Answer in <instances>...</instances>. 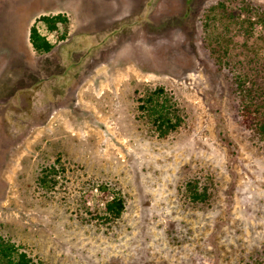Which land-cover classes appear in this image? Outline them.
Listing matches in <instances>:
<instances>
[{
  "label": "rangeland",
  "instance_id": "1",
  "mask_svg": "<svg viewBox=\"0 0 264 264\" xmlns=\"http://www.w3.org/2000/svg\"><path fill=\"white\" fill-rule=\"evenodd\" d=\"M216 1L0 0V235L43 264L264 256V138L245 125L228 70L206 43L202 15ZM59 12L71 29L57 55L74 37L66 63L92 53L65 94L50 99L41 83L64 61L56 67V55H39L29 35L32 25L44 34L40 17ZM47 38L56 43L54 32ZM158 85L184 115L165 137L138 106ZM55 163L66 174L45 190L41 168ZM192 179L208 202L190 200ZM101 183L125 200L121 217L104 218L93 188Z\"/></svg>",
  "mask_w": 264,
  "mask_h": 264
},
{
  "label": "trees",
  "instance_id": "2",
  "mask_svg": "<svg viewBox=\"0 0 264 264\" xmlns=\"http://www.w3.org/2000/svg\"><path fill=\"white\" fill-rule=\"evenodd\" d=\"M193 10L190 9L188 14L190 15ZM40 19L46 29L54 32L56 43L49 41L47 35L41 34L36 25L31 26L30 43L39 55H56L54 64L56 67L60 66V62L64 61L63 55L65 56L67 52L72 53L69 48L75 37L68 45H63L59 49L58 55L54 50L58 41L69 37L70 19L64 12L47 13ZM201 22L206 43L212 48L213 56L228 70L227 75L240 101L245 125L264 138V5L253 0H218L204 8ZM59 25L63 31H60ZM91 53L90 47L89 51L81 54L80 59L78 55V64L64 61V70L61 69L59 73L58 70L52 72L45 83H41L43 96L52 99L64 95L73 83L74 77L77 78L82 67L89 60ZM72 66L74 67L70 70ZM37 86L40 87L39 84ZM138 106L144 111V116H149L154 129L161 137L177 130L184 121L178 101L169 95L162 85L147 87L139 97ZM65 168L56 163L42 167L38 178L41 187L45 190L59 187L61 176L66 174ZM201 186L197 179L186 183V192L195 204L209 200L208 190L205 186L202 189ZM93 188L99 191L100 200L105 203L102 213L104 218L111 220L121 217L126 206L123 197L108 183L94 185ZM90 199L89 195L85 202ZM0 264H43V262L32 256L23 245L0 235ZM252 264H264V256L256 257Z\"/></svg>",
  "mask_w": 264,
  "mask_h": 264
},
{
  "label": "built area",
  "instance_id": "3",
  "mask_svg": "<svg viewBox=\"0 0 264 264\" xmlns=\"http://www.w3.org/2000/svg\"><path fill=\"white\" fill-rule=\"evenodd\" d=\"M48 31H49V30H48V29H46L44 34H45V35H47V34H48Z\"/></svg>",
  "mask_w": 264,
  "mask_h": 264
}]
</instances>
